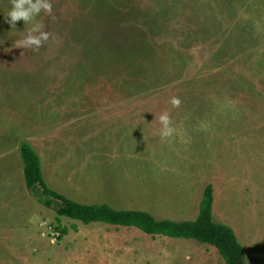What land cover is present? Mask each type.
<instances>
[{
  "label": "rangeland",
  "instance_id": "1",
  "mask_svg": "<svg viewBox=\"0 0 264 264\" xmlns=\"http://www.w3.org/2000/svg\"><path fill=\"white\" fill-rule=\"evenodd\" d=\"M52 3L38 19L54 38L34 51L16 47L30 25L12 29L10 0H0V181L13 185L0 198V264H226L214 246L153 243L124 227L120 255L104 260L92 241L83 253L81 232L105 224L61 217L69 232L60 237L56 212L37 209L23 182L22 143L40 154L51 190L86 205L194 221L212 185L215 222L234 230L247 264H264V0ZM128 110L150 122L139 145L112 127ZM100 111L112 126L97 125ZM166 111L175 132L162 140ZM73 222L80 234L69 237Z\"/></svg>",
  "mask_w": 264,
  "mask_h": 264
},
{
  "label": "trees",
  "instance_id": "2",
  "mask_svg": "<svg viewBox=\"0 0 264 264\" xmlns=\"http://www.w3.org/2000/svg\"><path fill=\"white\" fill-rule=\"evenodd\" d=\"M24 163L26 187L38 202L56 212L60 237L68 233L62 226L61 217L84 224L104 223L117 227L137 228L150 236H165L175 239L196 240L214 246L226 264H247L245 249L238 241L234 230L213 217L214 188L208 185L204 190L199 216L194 221L175 222L158 220L145 211H117L108 205H84L51 190L42 173L39 155L28 143L20 146ZM59 202V206L55 203Z\"/></svg>",
  "mask_w": 264,
  "mask_h": 264
},
{
  "label": "crops",
  "instance_id": "3",
  "mask_svg": "<svg viewBox=\"0 0 264 264\" xmlns=\"http://www.w3.org/2000/svg\"><path fill=\"white\" fill-rule=\"evenodd\" d=\"M142 113L144 112V111H141ZM100 113H103V114H101V117H105L104 119H101V120H99L98 122H97V125L100 127H103V128H108L109 126H112L111 125V121L110 120H107V117L106 116H109V115H107L108 113L107 112H101L100 111ZM105 113V114H104ZM145 113V112H144ZM144 117L145 115H142V114H140L139 115V112L138 111H135V110H128L127 111V114L126 115H122V116H118L119 117V119L117 120V121H115L114 123H118V125H119V128H115L114 126H112L113 128H114V131H116L115 132V134H116V136H124V137H127L128 138V140H127V142L128 143H132V144H137V145H139V142L142 140V141H144V130H143V132H142V135H141V140L140 141H137V138H138V136H139V131L140 130H142V128L143 127H148L149 125H150V122L148 121V120H142V119H140V121L137 119V117ZM147 116V115H146ZM120 118H122V119H120ZM117 129H119V130H117ZM126 129H128V130H126ZM151 146H153L152 145V143H149ZM31 146V145H30ZM140 146H143V145H140ZM32 147V146H31ZM34 149V148H33ZM34 151L36 152V150L34 149ZM21 153V152H20ZM37 153V152H36ZM38 155H39V157H40V154L39 153H37ZM21 156V155H20ZM21 159H22V157H21ZM22 162H23V160H22ZM43 162V161H42ZM42 166V165H41ZM43 171V170H42ZM44 173V172H43ZM23 182L25 183V186H26V182H25V177H24V163H23ZM115 187H118V186H116V185H114ZM114 186H112V187H114ZM9 187L10 188H12L13 187V185L10 183V182H8V181H0V195H1V199H4L3 197L6 195V190L7 189H9ZM27 188V187H26ZM160 193L159 192H157L156 194H155V192L153 193V197H157L158 195H159ZM14 195H15V193H14ZM204 195V194H203ZM8 198L10 199V195L8 196ZM7 198V199H8ZM74 201V200H73ZM7 203H9L8 201H6ZM19 202V201H18ZM36 202V203H35ZM76 202V201H75ZM34 203L36 204V206H37V209H40V207L42 206V204L40 203V202H38V201H34ZM77 203H80V202H77ZM80 204H83V203H80ZM84 205H86V204H84ZM89 205V204H88ZM91 205H106V204H91ZM26 206V202L24 201L22 204H21V210H23L24 211V207ZM200 206H201V204H200ZM110 207V206H109ZM112 209H114V208H112ZM215 209H216V207H215ZM215 209L213 210V212H214V214H215ZM114 210H116V209H114ZM191 210V209H190ZM35 211V209L32 211V212H34ZM117 211H123V210H117ZM125 211V210H124ZM127 211H134V210H127ZM139 211H145V212H148V213H150L151 215H154L155 217H156V213L154 212V211H151V210H139ZM199 211H200V209H199ZM31 212V211H30ZM196 213H197V208H195V209H193V210H191L190 212H189V214H188V216H191V217H193V218H195V216H196ZM34 215H35V213H34ZM12 216H15V215H12ZM198 216H199V213H198ZM198 216H197V218H198ZM15 217H17V218H19V216H15ZM37 217L39 218V215H37ZM55 217H57V215L55 216ZM196 218V219H197ZM195 219V220H196ZM74 221H76V220H74ZM172 221V220H171ZM80 222V221H79ZM175 222H177V221H175ZM181 222H184V221H181ZM73 223H75L76 224V226H77V228L79 229V233H75V234H71V233H69V237L70 236H73V235H79L80 234V228L78 227V224L76 223V222H73ZM29 224V223H28ZM38 224H39V221H38ZM37 224V225H38ZM98 224V223H97ZM101 224H104V223H101ZM40 226V227H39ZM38 228H39V230L41 229V224L40 225H38L37 226ZM103 228L97 233V234H90L89 232L90 231H92V230H86V232H81L82 233V235H81V241H80V243H81V246L80 247H82V251H83V253H86V254H88V250L86 249H84L85 247H84V245L83 244H85V243H87V242H93V246H94V252L95 251H98V253H99V255L104 259V260H106L107 258H108V256H109V254H110V252H114V254H119L120 255V250L122 249H120V243L117 241L118 240V235H119V231H118V227L117 226H113V225H109V224H105V226H102ZM38 228L36 229V231L34 232V234H33V236L32 237H34V238H36L37 237V235L35 234V233H37V231H38ZM124 228H126V229H121V230H127V229H132V231H137V232H139L138 230H136V229H134V228H127V227H124ZM83 230V229H82ZM141 231V230H140ZM69 232V231H68ZM85 233H87L88 235H86ZM140 233V232H139ZM144 233V232H143ZM106 234V235H105ZM141 235H143L142 233H140ZM103 235V236H102ZM147 235V234H146ZM67 236V237H68ZM148 236H150V235H148ZM65 237V236H64ZM63 237V238H64ZM82 237H83V239L84 240H82ZM87 237V238H86ZM143 237H144V239H148V241L149 240H151L153 243H155V242H158V240L160 241V242H162V240H163V238H160V237H165V236H155V237H153V236H151L152 238H149V237H147V236H144L143 235ZM86 238V239H85ZM156 238V240L155 241H153V239H155ZM78 240H79V238H77ZM166 240V239H165ZM34 241H37L36 239L34 240ZM38 241H39V239H38ZM79 242V241H78ZM110 242H112L111 244H110ZM39 243V242H38ZM135 242H133V244L131 245L132 247H133V249H135V244H134ZM74 244H76L75 242H74ZM117 244L119 245V248H117ZM39 245V244H38ZM109 245H111V246H109ZM75 246H77V249H75ZM74 246V251H79L80 252V247L78 248V243H77V245H75ZM90 250H92V249H90ZM146 250V248H144L143 249V252L142 253H144V251ZM126 251L128 252V251H132V249L130 248V246L129 247H127V249H126ZM68 257V256H67Z\"/></svg>",
  "mask_w": 264,
  "mask_h": 264
},
{
  "label": "clouds",
  "instance_id": "4",
  "mask_svg": "<svg viewBox=\"0 0 264 264\" xmlns=\"http://www.w3.org/2000/svg\"><path fill=\"white\" fill-rule=\"evenodd\" d=\"M53 8L52 0H10V7L6 13H3L5 21L16 28V23L23 20L24 25H30L21 32L22 39L15 42L16 47L39 50L46 42L54 38L52 33L45 30L44 24L38 19L42 13L51 14ZM173 107H179L181 100L179 97L170 98ZM156 119V117H155ZM161 124L160 138H170L175 128L169 112H163L159 116Z\"/></svg>",
  "mask_w": 264,
  "mask_h": 264
}]
</instances>
